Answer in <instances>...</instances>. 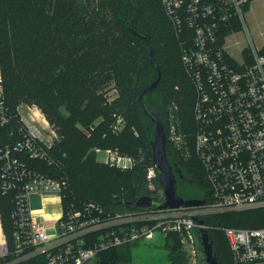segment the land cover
I'll list each match as a JSON object with an SVG mask.
<instances>
[{
    "label": "built area",
    "instance_id": "2783aa9c",
    "mask_svg": "<svg viewBox=\"0 0 264 264\" xmlns=\"http://www.w3.org/2000/svg\"><path fill=\"white\" fill-rule=\"evenodd\" d=\"M252 1L161 0L179 34L191 38L181 45L196 91L194 124L191 129L183 123L173 102L166 137L184 158L195 154L201 161L210 190L200 197L206 200L201 205L161 208L165 196L156 184L155 164L146 173L152 192L147 206L112 211L93 200L65 203L68 178L33 164L55 162L50 154L59 140L54 125L36 103L10 105L0 68V190L14 200L11 239L0 212V264H25L35 256H42L43 264H87L102 250L158 235L177 240L195 255L202 244L201 228H210L209 216L254 210L259 211L254 217L259 226L221 229L231 264H264V31L259 30L256 42L245 25L244 12ZM241 32L243 39L238 37ZM96 151L104 154L101 161L122 170L140 162L117 148ZM33 194L61 201L53 225L47 223V214L34 211Z\"/></svg>",
    "mask_w": 264,
    "mask_h": 264
},
{
    "label": "trees",
    "instance_id": "16d2710c",
    "mask_svg": "<svg viewBox=\"0 0 264 264\" xmlns=\"http://www.w3.org/2000/svg\"><path fill=\"white\" fill-rule=\"evenodd\" d=\"M134 17V28L141 36L132 32ZM235 26L240 29L242 25L237 22ZM184 39L191 38L179 34L161 0H0V67L5 95L12 107L21 102L36 103L54 125L59 140L50 154L55 162L33 164L53 176L68 178L65 203L93 200L109 210L123 211L138 208V198L152 195L146 173L154 164L151 142L155 123L144 112L139 95L161 71L157 87L144 96L146 103L167 131L169 108L176 102L183 123L192 129L196 91L182 61ZM113 83L119 96L109 104L108 87ZM118 108L125 110V116L115 115ZM100 115L104 120L95 124ZM119 116L125 124L117 132L113 123ZM1 132L0 128V136ZM96 148H117L140 162L122 170L99 161ZM167 154L175 167L179 193L185 178L193 176L207 196L209 184L198 157L184 158L169 141ZM156 184L163 188L159 177ZM13 201L11 193L0 190V212L10 239ZM258 213H232L223 224L259 226L254 218ZM215 219H206L214 254L219 264H231L224 252L226 245L230 250L229 244H224L218 233L223 225ZM175 241L170 258L172 263L183 264L186 254ZM199 247L203 253L202 244ZM131 260L126 243L100 251L89 264ZM24 263L43 264V257Z\"/></svg>",
    "mask_w": 264,
    "mask_h": 264
},
{
    "label": "rangeland",
    "instance_id": "374dc122",
    "mask_svg": "<svg viewBox=\"0 0 264 264\" xmlns=\"http://www.w3.org/2000/svg\"><path fill=\"white\" fill-rule=\"evenodd\" d=\"M244 16H245V25H247L253 37L255 38L256 42H258L257 39H258L259 30L264 31V0H253L250 8L246 9V11L244 12ZM243 31H245L244 28H243ZM238 37L241 39L244 38L242 32L238 34ZM108 89L109 91H108V95L106 98V102L111 104L116 98H118L119 89L116 87L115 83L110 85ZM174 98L178 99L176 96H174ZM117 110H120V109L118 108ZM117 110L115 112V115L122 114L123 116H125L124 114L125 110H120V111H117ZM103 120H104L103 116L100 115L96 118L94 123L99 124ZM126 123H127V120H126ZM124 124H125V120L123 122H118L116 120L115 123H113V130L117 132L120 131L121 130L120 128H122ZM84 131L88 132V129H84ZM138 133L139 132L136 130L137 135ZM101 149H104V148H101ZM103 156L104 154L101 151L100 152L96 151V158L99 161L101 160ZM183 185H184L182 187L183 196H185L186 198L199 196V193L190 184L183 182ZM33 204L34 206H37L38 208L41 207L42 205H47L51 209H54V207L58 208V206H60L61 208V201L58 198L55 201L46 200L45 202L44 200L42 202L41 198H34ZM232 213H238V212L215 214L209 217L211 218V217L216 216V219L214 221H216V223H219V224L221 223L223 225L220 227H224L225 225L223 223L227 222L228 219L232 217L231 216L233 215ZM59 214L60 212H56V214L54 213L48 214L47 217H49V219L47 223L49 225H53L54 220L52 219V217H56ZM236 216L240 217L238 215ZM218 231H219L218 233H220L222 242L224 244H229L224 230L219 229ZM166 242H168L167 244L169 247L164 245V243L166 244ZM175 243L176 241L173 238H169V237L164 238L161 235H158V237H156L153 240H148V239L146 240L142 238V239L132 241L131 243H129V247L132 253V260L128 263H122V264H177V263H172V260L170 258V252L173 250L172 245H174ZM227 246L228 245H226V251L224 250V252L226 253L228 257V260L232 262V253H231V250H229ZM184 253L186 254L185 257L187 258V262H183V264H209L205 260L204 251L202 253V251L199 250L195 255L189 254L185 250H184ZM94 259H92L90 263L93 262Z\"/></svg>",
    "mask_w": 264,
    "mask_h": 264
},
{
    "label": "water",
    "instance_id": "95a60500",
    "mask_svg": "<svg viewBox=\"0 0 264 264\" xmlns=\"http://www.w3.org/2000/svg\"><path fill=\"white\" fill-rule=\"evenodd\" d=\"M132 20V32L141 36L134 28V21ZM161 79V71H159L158 77L152 81L139 95V101L143 107L144 112L151 118L155 123V134L151 142L153 151V162L159 171V179L164 189L165 202L160 206L161 208L166 207H178L180 205H201L205 203V199L202 198H186L178 191V179L175 174L174 164L170 161L167 154V137L165 126L159 115L151 110L149 105L145 101V94L152 91L157 87ZM137 206H147L151 204V196L144 195L138 198L135 202ZM203 222V220H201ZM201 241L203 251L205 254V260L209 264H219L213 250V245L209 237L207 228H201Z\"/></svg>",
    "mask_w": 264,
    "mask_h": 264
},
{
    "label": "crops",
    "instance_id": "0c3cea01",
    "mask_svg": "<svg viewBox=\"0 0 264 264\" xmlns=\"http://www.w3.org/2000/svg\"><path fill=\"white\" fill-rule=\"evenodd\" d=\"M34 198H41L42 202H43V200H44V202L46 200H48V201H55L57 198L55 196H43V197H41V196H39L37 194H33L32 195V207H33L34 211L37 214H39L40 212H43V213H45V214L48 215V214H51V213L56 214V212H60L61 211L60 206H58V208L57 207H54V209H51L47 205H42L41 207L38 208L37 206H34V204H33V199Z\"/></svg>",
    "mask_w": 264,
    "mask_h": 264
},
{
    "label": "flooded vegetation",
    "instance_id": "af4514ba",
    "mask_svg": "<svg viewBox=\"0 0 264 264\" xmlns=\"http://www.w3.org/2000/svg\"><path fill=\"white\" fill-rule=\"evenodd\" d=\"M181 175L183 176V174ZM183 182L190 184L192 187H194V189H196V191L199 193V196L197 198H200L203 196L205 190L203 186L196 179H194L193 176H187V178H185Z\"/></svg>",
    "mask_w": 264,
    "mask_h": 264
}]
</instances>
